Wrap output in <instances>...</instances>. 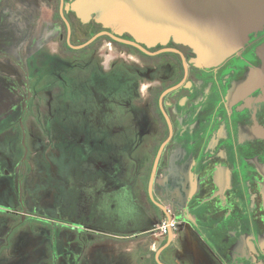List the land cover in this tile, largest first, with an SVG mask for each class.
Returning <instances> with one entry per match:
<instances>
[{"label": "flooded vegetation", "instance_id": "af4514ba", "mask_svg": "<svg viewBox=\"0 0 264 264\" xmlns=\"http://www.w3.org/2000/svg\"><path fill=\"white\" fill-rule=\"evenodd\" d=\"M85 1L21 0L48 16L61 62L85 63L109 47L135 58L134 75H117L109 57L100 63L90 127L107 131L108 146L93 157L110 169L116 162L131 177L126 185L137 195L141 223L157 227L168 215L177 221L169 244L170 232L147 253L150 263L158 264L163 249V264H264V84L243 87L264 66V26L223 63L202 68L191 63L196 55L188 46L137 42L125 16L105 7L76 11ZM126 148L135 164L130 172L120 162ZM3 212L14 214L0 206ZM147 232L136 234L137 242L150 238L155 245Z\"/></svg>", "mask_w": 264, "mask_h": 264}, {"label": "rangeland", "instance_id": "374dc122", "mask_svg": "<svg viewBox=\"0 0 264 264\" xmlns=\"http://www.w3.org/2000/svg\"><path fill=\"white\" fill-rule=\"evenodd\" d=\"M15 1H0V206L14 211L0 213V264H151L160 230L141 223L123 167L94 159L108 133L90 127L100 63L109 57L117 75H134L135 58L109 47L85 63L61 62L48 16ZM123 151L130 172L131 149ZM143 230L155 245L137 242Z\"/></svg>", "mask_w": 264, "mask_h": 264}, {"label": "water", "instance_id": "95a60500", "mask_svg": "<svg viewBox=\"0 0 264 264\" xmlns=\"http://www.w3.org/2000/svg\"><path fill=\"white\" fill-rule=\"evenodd\" d=\"M98 7L125 16L128 33L148 47L170 40L190 47L196 55L191 63L202 68L223 63L243 47L250 33L264 26V0H86L75 6L79 13ZM263 84L264 66L243 87ZM171 239L170 232L168 244ZM162 250L156 254L158 264H163Z\"/></svg>", "mask_w": 264, "mask_h": 264}, {"label": "built area", "instance_id": "2783aa9c", "mask_svg": "<svg viewBox=\"0 0 264 264\" xmlns=\"http://www.w3.org/2000/svg\"><path fill=\"white\" fill-rule=\"evenodd\" d=\"M176 224L177 221L174 218H171L170 215H168V218H164L157 228L158 230H160V237H165L167 233L174 229Z\"/></svg>", "mask_w": 264, "mask_h": 264}, {"label": "crops", "instance_id": "0c3cea01", "mask_svg": "<svg viewBox=\"0 0 264 264\" xmlns=\"http://www.w3.org/2000/svg\"><path fill=\"white\" fill-rule=\"evenodd\" d=\"M143 231H145V230H143Z\"/></svg>", "mask_w": 264, "mask_h": 264}]
</instances>
